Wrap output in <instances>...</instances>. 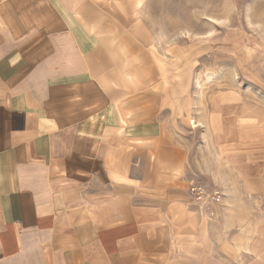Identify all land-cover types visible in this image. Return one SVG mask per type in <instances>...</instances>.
Instances as JSON below:
<instances>
[{
	"label": "rangeland",
	"instance_id": "obj_1",
	"mask_svg": "<svg viewBox=\"0 0 264 264\" xmlns=\"http://www.w3.org/2000/svg\"><path fill=\"white\" fill-rule=\"evenodd\" d=\"M80 1L111 97L97 125L185 191L174 263L264 264V0Z\"/></svg>",
	"mask_w": 264,
	"mask_h": 264
},
{
	"label": "crops",
	"instance_id": "obj_2",
	"mask_svg": "<svg viewBox=\"0 0 264 264\" xmlns=\"http://www.w3.org/2000/svg\"><path fill=\"white\" fill-rule=\"evenodd\" d=\"M72 6L0 0V264H175L189 239L180 178L137 172L123 137L97 125L111 105L99 36ZM140 187L167 209L135 204Z\"/></svg>",
	"mask_w": 264,
	"mask_h": 264
}]
</instances>
